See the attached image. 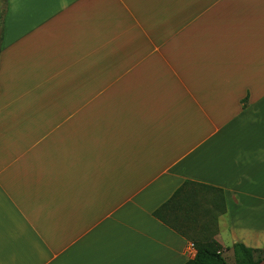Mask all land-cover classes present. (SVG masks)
Returning <instances> with one entry per match:
<instances>
[{"label":"crops","instance_id":"crops-1","mask_svg":"<svg viewBox=\"0 0 264 264\" xmlns=\"http://www.w3.org/2000/svg\"><path fill=\"white\" fill-rule=\"evenodd\" d=\"M7 9L0 264H186L192 242L154 217L186 182L214 191L185 188L172 218L224 201V252L264 250V0Z\"/></svg>","mask_w":264,"mask_h":264},{"label":"trees","instance_id":"trees-1","mask_svg":"<svg viewBox=\"0 0 264 264\" xmlns=\"http://www.w3.org/2000/svg\"><path fill=\"white\" fill-rule=\"evenodd\" d=\"M8 9H7V0H2V9H1V15H0V58L2 55V47H3V41H4V30H5V22L7 17ZM1 63V62H0ZM190 187L195 193L196 189H198V193L201 191H204L206 193L214 191V189L196 185L191 182H186L184 184V187L178 191L173 198L165 204L161 209L156 211L154 213V217L158 218L162 222L166 223L168 226H170L172 229L178 231L181 235L186 237L190 242H192L194 249L196 251V255L193 259H190L186 264H229L226 259L224 258V249L223 247L214 239L215 236V230L213 221L216 220V218L219 215H223L225 213L224 208V201H223V209L220 211L219 215L216 211H213L209 208H204L203 204L204 201H207L205 199L198 202H195V209L194 212L196 213V217H188L185 219V222L191 223V224H197V225H183L178 222L177 218H172V214L176 213L179 208L182 205V202L184 200L181 199V192L184 191L185 188ZM222 200V196H221ZM202 204V205H201ZM208 218V221L205 225H199L202 221V219ZM201 220V221H200ZM197 226L202 229V233L200 237H204L205 233L206 235H211V237L202 239H194V237L191 234V230L193 228H196ZM234 258L236 261V264H262L264 263V256L261 255L264 254V250H254L251 248L246 247L243 244H236L232 248Z\"/></svg>","mask_w":264,"mask_h":264},{"label":"rangeland","instance_id":"rangeland-1","mask_svg":"<svg viewBox=\"0 0 264 264\" xmlns=\"http://www.w3.org/2000/svg\"><path fill=\"white\" fill-rule=\"evenodd\" d=\"M254 220H257V221H260L261 223L264 221V218L263 217H259V218H257V217H254L253 218ZM252 220V219H251ZM253 220V221H254ZM202 231V229H200V227L199 226H197L196 228H193L192 230H191V234H192V236L194 237V239L196 240V239H198V240H200V238H202V239H206V238H209V237H211V235L209 236V235H205L204 237H200V232ZM229 251H226V252H224L223 254H224V258L226 259V261L229 263V264H236V261H235V258H234V256H233V253L232 252H230V253H228ZM262 257L264 256V254H262L261 255ZM262 264H264V263H262Z\"/></svg>","mask_w":264,"mask_h":264},{"label":"built area","instance_id":"built-area-1","mask_svg":"<svg viewBox=\"0 0 264 264\" xmlns=\"http://www.w3.org/2000/svg\"><path fill=\"white\" fill-rule=\"evenodd\" d=\"M190 247H191L192 251H193V252L195 253V255H196V251L194 250V246L191 245ZM195 255H194V256H195Z\"/></svg>","mask_w":264,"mask_h":264}]
</instances>
